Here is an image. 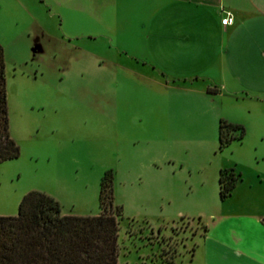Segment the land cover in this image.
<instances>
[{"label": "rangeland", "instance_id": "374dc122", "mask_svg": "<svg viewBox=\"0 0 264 264\" xmlns=\"http://www.w3.org/2000/svg\"><path fill=\"white\" fill-rule=\"evenodd\" d=\"M105 2L0 0L9 132L20 148L0 162V214H16L29 190L51 194L65 214H97L110 172L118 264H196L203 221L221 201L220 169L264 180V102L237 93L223 104L128 72L131 37ZM223 112L244 134L231 130L220 149Z\"/></svg>", "mask_w": 264, "mask_h": 264}, {"label": "crops", "instance_id": "0c3cea01", "mask_svg": "<svg viewBox=\"0 0 264 264\" xmlns=\"http://www.w3.org/2000/svg\"><path fill=\"white\" fill-rule=\"evenodd\" d=\"M105 1L131 37L122 46L129 61L120 65L128 72L223 104L237 93L264 102V0ZM226 13L233 24H221ZM221 119L241 125L224 112ZM234 170L240 177L231 193L203 221L200 251L191 254L196 264H264V180Z\"/></svg>", "mask_w": 264, "mask_h": 264}, {"label": "trees", "instance_id": "16d2710c", "mask_svg": "<svg viewBox=\"0 0 264 264\" xmlns=\"http://www.w3.org/2000/svg\"><path fill=\"white\" fill-rule=\"evenodd\" d=\"M227 128V130H225ZM244 134L240 124L221 119L219 148ZM20 148L9 132L4 49L0 44V162L19 156ZM219 174V196L226 198L240 173ZM112 176L100 181L99 206L94 215L65 214L60 202L41 190H29L17 213L0 214V264H118V220L112 212Z\"/></svg>", "mask_w": 264, "mask_h": 264}, {"label": "built area", "instance_id": "2783aa9c", "mask_svg": "<svg viewBox=\"0 0 264 264\" xmlns=\"http://www.w3.org/2000/svg\"><path fill=\"white\" fill-rule=\"evenodd\" d=\"M234 23V17L230 13H226L222 18H221V24L222 25H231Z\"/></svg>", "mask_w": 264, "mask_h": 264}]
</instances>
